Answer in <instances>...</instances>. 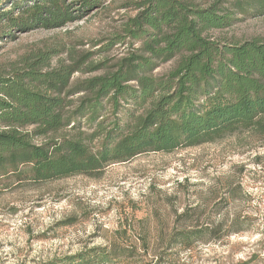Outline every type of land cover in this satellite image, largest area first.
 I'll return each instance as SVG.
<instances>
[{
    "label": "trees",
    "instance_id": "1",
    "mask_svg": "<svg viewBox=\"0 0 264 264\" xmlns=\"http://www.w3.org/2000/svg\"><path fill=\"white\" fill-rule=\"evenodd\" d=\"M104 7V0H0V38L61 28ZM122 7L135 13L120 31L93 42L95 51L55 40L0 64V180L46 182L98 173L145 152L228 136L264 142V36L222 41L208 35L243 17L264 16V0H127ZM118 44L125 48L111 66L104 58L90 59ZM177 56L169 69L154 72ZM99 69L71 81L76 72ZM82 119L91 131L82 129ZM216 229L184 221L167 243L189 246ZM141 230L147 245L152 229L145 224ZM229 230L240 231L235 223ZM125 249L135 248L112 240L48 264L117 263Z\"/></svg>",
    "mask_w": 264,
    "mask_h": 264
},
{
    "label": "rangeland",
    "instance_id": "2",
    "mask_svg": "<svg viewBox=\"0 0 264 264\" xmlns=\"http://www.w3.org/2000/svg\"><path fill=\"white\" fill-rule=\"evenodd\" d=\"M125 1L104 0V8L61 28L0 38V64L55 40L67 46L83 43L76 45L78 50L95 51L93 42L120 31L135 13L122 7ZM193 1L207 5L212 0ZM208 35L222 41L264 36V16L243 17ZM124 48L118 44L90 59H107L109 67ZM177 59L161 63L154 72L166 71ZM102 71L76 72L71 81ZM82 124L91 131L85 119ZM185 209L188 217L176 219ZM184 221L217 229L189 246L180 240L168 244L172 228L179 229ZM231 223L240 231H227ZM127 224L131 230L121 232ZM145 224L152 230L142 245ZM112 240L135 249H125L119 262L106 264H264V142L228 136L170 152H145L98 173L46 182L0 180V264H48Z\"/></svg>",
    "mask_w": 264,
    "mask_h": 264
}]
</instances>
